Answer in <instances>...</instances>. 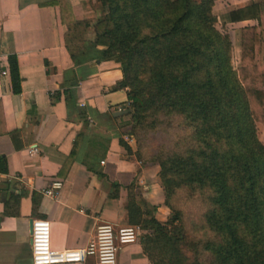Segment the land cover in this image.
<instances>
[{"label":"trees","instance_id":"trees-1","mask_svg":"<svg viewBox=\"0 0 264 264\" xmlns=\"http://www.w3.org/2000/svg\"><path fill=\"white\" fill-rule=\"evenodd\" d=\"M95 1L99 10L88 48L75 55L65 39L72 63L114 58L122 66L115 87L126 89L135 125L148 116L176 115L188 128L175 149L153 157L168 218L156 219L154 205L126 193L127 222L144 230L141 252L150 264H264V145L256 136V124L264 127V0L219 16L221 23L255 20L238 29L235 67L228 34L214 26V0ZM41 5L58 7L67 32L89 25L75 20L69 0ZM6 60L11 90L18 93L16 58ZM79 138L57 175L68 169ZM0 172H6L1 155ZM118 186L111 184L109 198L117 197ZM182 188L191 201L198 194L205 207L183 213L176 199ZM22 194L8 193L9 202L17 204Z\"/></svg>","mask_w":264,"mask_h":264},{"label":"crops","instance_id":"crops-1","mask_svg":"<svg viewBox=\"0 0 264 264\" xmlns=\"http://www.w3.org/2000/svg\"><path fill=\"white\" fill-rule=\"evenodd\" d=\"M46 1L0 0V155L6 162L0 172V264H31L28 222L34 219L48 221L55 249L84 245L98 223L128 224L125 187L148 175L147 167L125 155L126 89L115 87L121 64L92 58L74 65L65 47L67 26L57 6L41 5ZM255 2L214 0L211 11L219 21V14ZM69 3L77 21L91 20L99 10L95 0ZM251 24L255 20L223 24L235 27L227 34L237 62L238 29ZM8 55L17 61L18 93L11 90ZM77 134L74 158L59 176ZM256 136L264 145L260 124ZM54 179L61 181L57 194H41ZM112 183L119 185L116 198L107 195ZM141 187L149 191L147 184ZM11 192L23 193L17 204L9 202ZM145 194L146 200L153 196ZM117 264L150 263L136 240L119 248Z\"/></svg>","mask_w":264,"mask_h":264},{"label":"rangeland","instance_id":"rangeland-1","mask_svg":"<svg viewBox=\"0 0 264 264\" xmlns=\"http://www.w3.org/2000/svg\"><path fill=\"white\" fill-rule=\"evenodd\" d=\"M97 13L95 14V17ZM220 15L221 14L218 15V19ZM95 17L88 21V26L79 24L69 28L66 41L68 46L70 47V50L75 55H81V53L88 48L90 42L94 40L93 22L95 20ZM220 23L221 22L219 19V21H216L214 26L222 33H227V31L229 32L235 29L234 26L223 25L224 23ZM230 57L231 64L233 67H235L237 61L235 55L232 52V47L230 50ZM187 131L188 128L176 115L172 118H164L162 116H160V118H157L148 116L144 119L142 124L139 125H135V123L132 122L130 115L125 120L123 129L124 136L122 140L124 145L128 148L127 150L125 149V155L138 161L144 167L148 168L147 178L145 179L144 177L141 184H137L136 180L130 182L132 183L130 186V183H128L126 186H129V188L128 190L125 189V193H131L136 201H138L139 199L146 200L145 197L147 195L145 193H152L153 196L146 201L149 204L155 203L157 201L159 202V200L161 201V205L154 206L155 209L151 211L153 212L152 214H154L156 219L160 221H164L168 218L169 210L162 203V188L158 177L159 168L153 157L156 153L167 151L172 146H174L175 143L179 141V139L183 138V136L186 135ZM175 148L176 145L174 149ZM145 184L149 186L148 192L143 190V188L141 187ZM193 193L199 192L198 190H196ZM189 195L190 191L185 188L180 189L176 193L177 202L183 213H189V211L193 208L205 207V203L202 202L198 194L194 195V201L189 200ZM146 208L148 210H151L149 207ZM129 225H132L134 227L136 240H138L139 235L144 233V230L139 228V226L137 225Z\"/></svg>","mask_w":264,"mask_h":264},{"label":"built area","instance_id":"built-area-1","mask_svg":"<svg viewBox=\"0 0 264 264\" xmlns=\"http://www.w3.org/2000/svg\"><path fill=\"white\" fill-rule=\"evenodd\" d=\"M1 66L3 65L0 59ZM0 73L4 74L5 70H0ZM60 186L59 179L51 180L41 190V194L54 197ZM135 241V229L132 225L114 226L108 222H101L94 226L92 234L84 245L55 249L50 243L48 221L34 219L31 220L29 231L30 262L31 264H117L119 248Z\"/></svg>","mask_w":264,"mask_h":264},{"label":"water","instance_id":"water-1","mask_svg":"<svg viewBox=\"0 0 264 264\" xmlns=\"http://www.w3.org/2000/svg\"><path fill=\"white\" fill-rule=\"evenodd\" d=\"M31 221L28 222V229L30 231Z\"/></svg>","mask_w":264,"mask_h":264}]
</instances>
